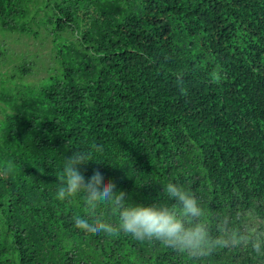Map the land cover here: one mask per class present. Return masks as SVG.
I'll list each match as a JSON object with an SVG mask.
<instances>
[{
  "label": "trees",
  "instance_id": "1",
  "mask_svg": "<svg viewBox=\"0 0 264 264\" xmlns=\"http://www.w3.org/2000/svg\"><path fill=\"white\" fill-rule=\"evenodd\" d=\"M0 32L45 34L57 63L38 87L0 73V264H264V0H0ZM72 150L132 202L175 180L244 238L193 259L75 224Z\"/></svg>",
  "mask_w": 264,
  "mask_h": 264
},
{
  "label": "clouds",
  "instance_id": "2",
  "mask_svg": "<svg viewBox=\"0 0 264 264\" xmlns=\"http://www.w3.org/2000/svg\"><path fill=\"white\" fill-rule=\"evenodd\" d=\"M89 161L96 167L85 175L82 165ZM100 162L104 161L90 157L83 150H72L61 163L55 198L65 201L81 196L86 201L85 211H76L72 216L75 224L106 236L124 234L137 242H158L193 259L235 246L244 238L230 227L226 218L218 222L221 235L213 236L203 206L189 189L175 180L160 186L159 198L154 202H132L104 178ZM11 171L10 164L0 166V175L7 176ZM99 202H104L105 208L97 211Z\"/></svg>",
  "mask_w": 264,
  "mask_h": 264
},
{
  "label": "rangeland",
  "instance_id": "3",
  "mask_svg": "<svg viewBox=\"0 0 264 264\" xmlns=\"http://www.w3.org/2000/svg\"><path fill=\"white\" fill-rule=\"evenodd\" d=\"M45 34L32 38L24 34L0 32V73L7 80L14 78L19 87H38L53 76L57 67L54 54L50 50L49 39ZM25 66L26 73L21 76L18 70ZM5 86L11 87L10 83ZM3 114L0 111V119Z\"/></svg>",
  "mask_w": 264,
  "mask_h": 264
}]
</instances>
